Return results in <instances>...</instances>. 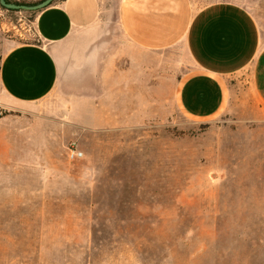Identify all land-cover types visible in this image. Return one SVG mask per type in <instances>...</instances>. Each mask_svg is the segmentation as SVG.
I'll return each mask as SVG.
<instances>
[{
  "label": "rangeland",
  "instance_id": "rangeland-1",
  "mask_svg": "<svg viewBox=\"0 0 264 264\" xmlns=\"http://www.w3.org/2000/svg\"><path fill=\"white\" fill-rule=\"evenodd\" d=\"M199 1L246 4L264 28V0ZM34 20L0 4V58L6 41L38 42ZM119 35L103 28L97 59L34 114L0 103V264H264V107L249 74L220 116L192 120L174 101L181 71L121 86Z\"/></svg>",
  "mask_w": 264,
  "mask_h": 264
},
{
  "label": "crops",
  "instance_id": "crops-1",
  "mask_svg": "<svg viewBox=\"0 0 264 264\" xmlns=\"http://www.w3.org/2000/svg\"><path fill=\"white\" fill-rule=\"evenodd\" d=\"M110 25L120 33L111 43H120L125 90L130 76L181 71L176 106L192 120L209 121L229 106L230 81L249 74L264 107V28L256 14L239 2L199 0H57L35 17L37 43L6 41L0 103L16 113L37 112L70 75L82 74V66L97 59L102 29ZM23 31L20 37H30ZM112 66L105 71L111 91Z\"/></svg>",
  "mask_w": 264,
  "mask_h": 264
},
{
  "label": "water",
  "instance_id": "water-1",
  "mask_svg": "<svg viewBox=\"0 0 264 264\" xmlns=\"http://www.w3.org/2000/svg\"><path fill=\"white\" fill-rule=\"evenodd\" d=\"M55 1L57 0H43L35 5L27 6V5H17L13 3H8L6 0H0V4L2 7L9 10H17V11L24 10L29 12H37L51 6Z\"/></svg>",
  "mask_w": 264,
  "mask_h": 264
},
{
  "label": "trees",
  "instance_id": "trees-1",
  "mask_svg": "<svg viewBox=\"0 0 264 264\" xmlns=\"http://www.w3.org/2000/svg\"><path fill=\"white\" fill-rule=\"evenodd\" d=\"M8 3H13V4H17V5H27V6H31V5H35L37 3H40L43 0H36V1H26V0H6ZM56 2V1H55ZM3 9H6L4 7H2ZM9 10V9H6ZM11 12H15L17 10H9ZM40 11L37 12H31L32 15H34V18L37 16V14ZM0 70H1V58H0ZM5 116V113L2 112V110H0V119L3 118Z\"/></svg>",
  "mask_w": 264,
  "mask_h": 264
},
{
  "label": "built area",
  "instance_id": "built-area-1",
  "mask_svg": "<svg viewBox=\"0 0 264 264\" xmlns=\"http://www.w3.org/2000/svg\"><path fill=\"white\" fill-rule=\"evenodd\" d=\"M72 156H73V157H79V156H82V154H80V153H73Z\"/></svg>",
  "mask_w": 264,
  "mask_h": 264
}]
</instances>
